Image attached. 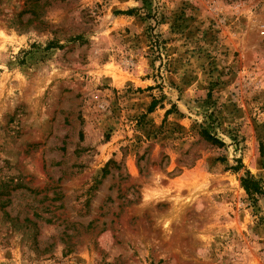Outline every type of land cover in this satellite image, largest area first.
I'll list each match as a JSON object with an SVG mask.
<instances>
[{
	"label": "rangeland",
	"instance_id": "1",
	"mask_svg": "<svg viewBox=\"0 0 264 264\" xmlns=\"http://www.w3.org/2000/svg\"><path fill=\"white\" fill-rule=\"evenodd\" d=\"M0 264H264V0H0Z\"/></svg>",
	"mask_w": 264,
	"mask_h": 264
},
{
	"label": "trees",
	"instance_id": "2",
	"mask_svg": "<svg viewBox=\"0 0 264 264\" xmlns=\"http://www.w3.org/2000/svg\"><path fill=\"white\" fill-rule=\"evenodd\" d=\"M157 102L156 100H153L149 107L148 112H152L154 108L156 107ZM172 111L168 110L165 112V115L171 114ZM200 133V139L204 141L206 144L216 147V148H222L224 146L223 142L220 141L218 138H216L215 135L209 133L208 131L201 129ZM187 154V153H185ZM194 161V160H192ZM237 163L236 167L232 168L234 172H237L241 168V161L237 159L235 161ZM192 166V164L190 165ZM109 173L108 170L105 168L100 171V177L99 179L104 178ZM98 182V181H97ZM240 183L242 188L244 189L245 193L253 200L255 201L256 195L262 194V188H261V182L258 179H255L252 175H250L248 172H245L244 176L240 178Z\"/></svg>",
	"mask_w": 264,
	"mask_h": 264
}]
</instances>
